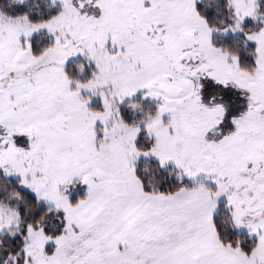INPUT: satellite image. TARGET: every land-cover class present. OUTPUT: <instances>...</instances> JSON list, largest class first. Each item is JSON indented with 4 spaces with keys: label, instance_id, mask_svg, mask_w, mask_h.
<instances>
[{
    "label": "snow or ice",
    "instance_id": "6c2138e0",
    "mask_svg": "<svg viewBox=\"0 0 264 264\" xmlns=\"http://www.w3.org/2000/svg\"><path fill=\"white\" fill-rule=\"evenodd\" d=\"M0 264H264V0H0Z\"/></svg>",
    "mask_w": 264,
    "mask_h": 264
}]
</instances>
